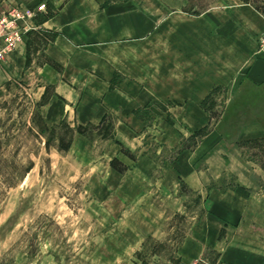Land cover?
<instances>
[{
  "label": "crops",
  "instance_id": "0c3cea01",
  "mask_svg": "<svg viewBox=\"0 0 264 264\" xmlns=\"http://www.w3.org/2000/svg\"><path fill=\"white\" fill-rule=\"evenodd\" d=\"M44 2L55 12L34 23L50 34L34 89L44 120L49 127L66 122L75 129L99 126L116 114L115 140L106 141L104 156L129 166L124 174L110 172L122 187H141L157 170L164 184L182 181L202 192L208 169H228L227 158L217 154L224 140L264 137V55L258 46L264 9L245 2L201 12L187 11L177 0ZM33 29L1 63L0 81L25 75ZM218 90L225 92L222 118L194 149L161 165L145 152L140 132L148 125L136 109L164 106L154 124L156 139L174 149L211 125L205 102ZM77 142L92 146L79 134ZM124 149L140 154L134 161ZM204 159L207 170L198 167ZM208 250L217 251L220 264H264V186L207 191L205 212L178 253L183 264H192Z\"/></svg>",
  "mask_w": 264,
  "mask_h": 264
},
{
  "label": "rangeland",
  "instance_id": "374dc122",
  "mask_svg": "<svg viewBox=\"0 0 264 264\" xmlns=\"http://www.w3.org/2000/svg\"><path fill=\"white\" fill-rule=\"evenodd\" d=\"M177 2L190 12L235 2L264 9V0ZM17 7L30 14L32 29L53 12L44 0H0V17ZM31 33L25 75L0 81V264H183L179 247L205 212L209 189L264 186V142L228 139L217 150L227 158L228 169L217 164L208 169L206 159L198 164L208 169L202 192L182 181L164 184L157 170L141 187H122L120 177L110 172L124 174L129 166L104 156L108 139L94 128L98 126H82L83 135L73 132L79 126L74 129L66 122L71 129L46 124L34 89L40 83L38 67L47 61L50 34L35 28ZM225 100L224 90L207 99L211 125L184 137L174 149L156 139L154 124L164 106L136 109L148 125L140 132L148 145L145 152L161 165L175 159L182 147L194 149L216 128ZM107 116L113 133L117 115ZM77 134L92 146L73 144ZM124 152L134 161L140 154ZM217 258L216 250H208L194 263L220 264Z\"/></svg>",
  "mask_w": 264,
  "mask_h": 264
},
{
  "label": "built area",
  "instance_id": "2783aa9c",
  "mask_svg": "<svg viewBox=\"0 0 264 264\" xmlns=\"http://www.w3.org/2000/svg\"><path fill=\"white\" fill-rule=\"evenodd\" d=\"M29 18L30 14L18 7L0 17V63L16 49L32 29L28 23ZM259 49L264 55V34L260 36Z\"/></svg>",
  "mask_w": 264,
  "mask_h": 264
},
{
  "label": "trees",
  "instance_id": "16d2710c",
  "mask_svg": "<svg viewBox=\"0 0 264 264\" xmlns=\"http://www.w3.org/2000/svg\"><path fill=\"white\" fill-rule=\"evenodd\" d=\"M48 8H52L53 9V12L50 13L47 17H45V19L48 18V17H50V16H52L55 13L53 6H51L50 4H48ZM62 125L67 126L68 128H70L65 123H63ZM92 127H94V126H92ZM94 128H97L99 130H102L100 133L102 134V136L104 138L115 140V133L114 132L113 133L111 132L112 126H110V124H108V116L107 115L104 117L102 123L98 127H94ZM113 128H114V125H113ZM76 131L77 132H80L81 134L84 135L85 134V131H86V128L85 127H82V126H79L76 130H73L74 133ZM263 142H264V137H262L260 139L252 140L250 143L257 144V143H263ZM183 149H185V147L180 148L179 151H182ZM229 188H231V187H229ZM143 264H145V261H143Z\"/></svg>",
  "mask_w": 264,
  "mask_h": 264
}]
</instances>
